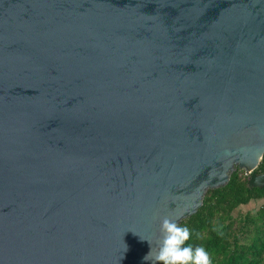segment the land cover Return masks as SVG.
Returning a JSON list of instances; mask_svg holds the SVG:
<instances>
[{
  "label": "water",
  "instance_id": "95a60500",
  "mask_svg": "<svg viewBox=\"0 0 264 264\" xmlns=\"http://www.w3.org/2000/svg\"><path fill=\"white\" fill-rule=\"evenodd\" d=\"M263 152L264 0H0V264H157Z\"/></svg>",
  "mask_w": 264,
  "mask_h": 264
},
{
  "label": "trees",
  "instance_id": "16d2710c",
  "mask_svg": "<svg viewBox=\"0 0 264 264\" xmlns=\"http://www.w3.org/2000/svg\"><path fill=\"white\" fill-rule=\"evenodd\" d=\"M253 172H264V152ZM260 198L264 184L248 187L242 170L231 172L225 185L207 189L197 210L177 223L189 229L184 246L203 247L211 264H264V203L254 212L236 210Z\"/></svg>",
  "mask_w": 264,
  "mask_h": 264
},
{
  "label": "clouds",
  "instance_id": "9594fccd",
  "mask_svg": "<svg viewBox=\"0 0 264 264\" xmlns=\"http://www.w3.org/2000/svg\"><path fill=\"white\" fill-rule=\"evenodd\" d=\"M160 229L162 235L156 254L153 255V248H150L144 257L145 260H153L158 264H211L209 255L203 247H196L193 250L191 246H184L190 235L187 227L178 226L176 220L164 217ZM149 243L151 245L152 242Z\"/></svg>",
  "mask_w": 264,
  "mask_h": 264
},
{
  "label": "rangeland",
  "instance_id": "374dc122",
  "mask_svg": "<svg viewBox=\"0 0 264 264\" xmlns=\"http://www.w3.org/2000/svg\"><path fill=\"white\" fill-rule=\"evenodd\" d=\"M262 203H264L263 199H253L250 200L249 203L245 204V205H239L238 208L236 209L237 211H246V210H250V212H254ZM236 212V211H234Z\"/></svg>",
  "mask_w": 264,
  "mask_h": 264
}]
</instances>
